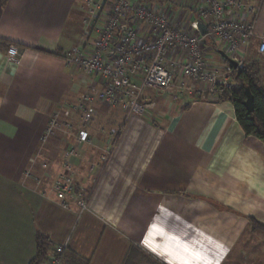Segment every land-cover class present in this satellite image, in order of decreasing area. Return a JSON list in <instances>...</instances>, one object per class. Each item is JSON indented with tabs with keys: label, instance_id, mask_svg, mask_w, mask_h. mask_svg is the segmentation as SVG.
<instances>
[{
	"label": "crops",
	"instance_id": "crops-1",
	"mask_svg": "<svg viewBox=\"0 0 264 264\" xmlns=\"http://www.w3.org/2000/svg\"><path fill=\"white\" fill-rule=\"evenodd\" d=\"M142 2L178 26L197 19L182 0ZM249 2L258 14L244 56L259 63L264 87V0ZM81 13L82 0H0V264H28L37 233L51 245L68 241L65 264L70 257L123 264L131 246L140 251L136 264H264V236L249 223L264 225V143L244 134L230 101L152 102L155 91H146L141 105L150 101L157 111L144 106L126 119L94 184L88 165L101 161L109 138L88 130L92 143L79 147L73 170L77 186L90 192L87 210L54 200L51 182L64 154L47 159L42 133L53 114L65 117L64 105L99 86L63 63L73 47L90 44L69 29ZM140 37H148L145 29ZM9 45L18 49L16 61H8ZM218 50L207 43V54L228 67ZM97 107L119 125L121 112L110 120L114 109ZM28 171L48 172L39 188L48 197L25 179Z\"/></svg>",
	"mask_w": 264,
	"mask_h": 264
},
{
	"label": "built area",
	"instance_id": "built-area-1",
	"mask_svg": "<svg viewBox=\"0 0 264 264\" xmlns=\"http://www.w3.org/2000/svg\"><path fill=\"white\" fill-rule=\"evenodd\" d=\"M182 1L191 5L197 16L188 27L178 26L142 0H82L85 13L82 24L90 44L72 48L64 55L63 63L77 67L86 76H95L99 86L89 85L72 110L80 111L84 117L90 112L89 105L98 101L119 108L128 118L141 108L146 91L165 94L195 91L198 95L204 92L216 96L218 101L233 90L231 65L224 59L228 67L217 64L206 52L207 41L234 61L236 69L242 68L244 50L255 36L257 6L249 0ZM198 21L207 25L206 36L200 35ZM142 29L147 31V38L140 37ZM6 55L8 61H16L18 49L9 45ZM151 107L152 103L147 108ZM58 115L59 112L49 119L41 144L61 127L71 128L69 122L60 123ZM72 137L74 147L64 153L50 191L63 209H71L74 203L82 213L88 208L90 192L77 186L73 162L82 159L79 147L90 146L92 142L84 129ZM115 142L116 139L101 150L99 163H89L93 184ZM29 178H32L30 171L25 173V179ZM34 181V189L40 192L42 180L34 178ZM39 194L48 197L44 192ZM67 249L68 241L51 245L43 264H62Z\"/></svg>",
	"mask_w": 264,
	"mask_h": 264
},
{
	"label": "rangeland",
	"instance_id": "rangeland-1",
	"mask_svg": "<svg viewBox=\"0 0 264 264\" xmlns=\"http://www.w3.org/2000/svg\"><path fill=\"white\" fill-rule=\"evenodd\" d=\"M82 4H83V2H82ZM83 18H84V14H82V13L79 14L78 18L77 19L75 18L74 24L69 25V29H70L71 32L73 31L74 33L78 34V36L81 35V36H83V38L84 37L86 38L87 34H86L84 26L82 24ZM248 62H250V61H246L245 60V56H244L243 63H242L243 64L242 68L246 64H248ZM235 87H236V84H235V81H234L233 89H236ZM84 92L79 94V98H78V100L76 102H74L72 104L64 105V108H65V111H66L65 112L66 113L65 117L62 114L58 115V121L60 123L69 122L71 124V128L70 129H66L64 127H61L59 130L56 131L55 135L52 138H50L51 140L48 139V141H46L45 144H41V146L50 144L51 150L47 154L48 156L49 155L50 156L47 159H50V160L53 161V158L55 156H59L61 153L63 155L69 148H71L70 145H68V139H70L71 136L75 137L77 132L79 130H81V129H84L86 132L88 130H89V132L92 131L93 133L99 132L102 137L109 138V142H108V144L106 146L111 145L110 143L115 141V139L117 137V134H118L119 130L121 129L122 124L126 121V119L129 118V117L127 118L126 115L119 108L107 106V105H104L103 103L98 102V101H96L93 104L89 105L90 112L87 115H84V117H83V115H82V113L80 111H78V110L74 111V110H72L71 107L76 106L78 104V102H79L80 98L82 97V95L84 94ZM155 93L156 94H154V96L152 95L154 97V99L151 100L152 102H156L157 99L159 101L161 98H163L165 100H168L171 103V102H174V101L176 102L177 100L182 99L184 97H187V98L191 97L193 99H199V100H201V99H203V100H212V101L216 100L215 99L216 96L212 97L210 95H207L204 92L201 93L200 95H198V93H196L195 91L183 92L182 94H180V93L165 94V93H162L160 91H155ZM152 102L149 101L148 103H144L143 106L141 105V108H139L137 110L136 114L143 110L142 107L145 106L144 108L146 109L148 107V105H150ZM98 105L102 106V108H105V109L106 108L107 109H114L113 110L114 112L110 115L111 116L110 120H113L115 117L118 119V117H119L118 113L121 112L122 116H121V121H120L119 125H118V123L106 122V120L103 119L104 118L103 117L104 116L103 113L106 112V111H104V110L100 109L99 107H97ZM156 108H157V105L155 104L154 107L148 108L147 111L154 113L155 111H157ZM58 112L59 111H57L56 114ZM75 121H78V124H76ZM118 121H119V119H118ZM41 139H42V137H41ZM100 156L101 157L103 156V151H100ZM54 161L55 162L60 161V158H58L56 160L54 159ZM42 162H43V160H42ZM39 164H40V161H37L36 166L39 165ZM45 169H47V168H45ZM47 173L48 172H44L43 174L41 173L40 177H36V176L32 175V178H33V180H34V178H39V179L42 180V182L44 180H46V182H48L49 178H50L49 177L50 175L47 176ZM53 179H55V178H53ZM41 186H42V183H41ZM251 231L252 232H259L262 236H264V233L261 232V231H255V230H252V229H251ZM62 257H63V259H62V264H63L64 261H65V259H64L65 258V253H64V255ZM142 261L143 260H141V262ZM142 264H145V262H143Z\"/></svg>",
	"mask_w": 264,
	"mask_h": 264
},
{
	"label": "trees",
	"instance_id": "trees-1",
	"mask_svg": "<svg viewBox=\"0 0 264 264\" xmlns=\"http://www.w3.org/2000/svg\"><path fill=\"white\" fill-rule=\"evenodd\" d=\"M210 45L213 44L207 41ZM215 48V47H214ZM232 69L236 89L224 94L219 98L221 101H230L233 105L235 118L246 136H254L264 143V87L262 85V75L259 63L250 61L243 68ZM250 90L253 97V111L248 112L243 106L245 91ZM252 230L264 233V225L250 218ZM35 256L28 264H43L49 254L51 244L47 237L37 233L35 236ZM140 251L131 246L123 264H136ZM67 264H87L86 261L70 257Z\"/></svg>",
	"mask_w": 264,
	"mask_h": 264
},
{
	"label": "water",
	"instance_id": "water-1",
	"mask_svg": "<svg viewBox=\"0 0 264 264\" xmlns=\"http://www.w3.org/2000/svg\"><path fill=\"white\" fill-rule=\"evenodd\" d=\"M197 28L198 31L200 33V35L202 36H206L207 35V25L202 23L201 21H198L197 23ZM218 53L221 55V57L226 60L233 69L237 68V64H235L234 61H231L225 54L223 51L218 50ZM243 106L246 108V110L248 112H252L253 111V97L250 93V90L246 89L245 91V100L243 101Z\"/></svg>",
	"mask_w": 264,
	"mask_h": 264
}]
</instances>
